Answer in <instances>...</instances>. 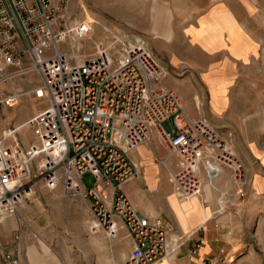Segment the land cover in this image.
<instances>
[{
  "label": "built area",
  "instance_id": "1",
  "mask_svg": "<svg viewBox=\"0 0 264 264\" xmlns=\"http://www.w3.org/2000/svg\"><path fill=\"white\" fill-rule=\"evenodd\" d=\"M71 3L0 0V87L37 71L42 82L34 93L47 99L26 121L35 134L28 148L16 137L18 127L0 136V220L35 192L39 174L49 187L63 183L69 193L88 200L91 233L131 242L127 264L160 262L170 253L167 229L137 209L123 189L141 170L131 154L150 140L152 130L158 129L180 156L172 181L181 198L202 193V163L209 180L229 168L241 195L249 183L248 169L215 125L206 118L188 119L180 95L159 85L164 67L145 42H122L116 49V41L99 42L82 53L94 28L70 13ZM68 42L73 53L62 47ZM27 59L31 64L23 67ZM23 95L24 90L8 91L2 102L11 107ZM169 117L172 130L163 126ZM86 174L93 178L90 187L83 180Z\"/></svg>",
  "mask_w": 264,
  "mask_h": 264
},
{
  "label": "crops",
  "instance_id": "2",
  "mask_svg": "<svg viewBox=\"0 0 264 264\" xmlns=\"http://www.w3.org/2000/svg\"><path fill=\"white\" fill-rule=\"evenodd\" d=\"M138 11L146 18L131 25L124 43L145 42L167 70L160 85L180 95L188 119H208L232 142L249 170L251 191L264 194V0H145ZM170 118L163 122L166 130L173 129ZM131 157L141 170L123 189L137 209L167 229L170 253L153 264H258L244 244V224L233 221L239 213L248 215L254 198L238 195L229 168L209 180L202 163V193L184 199L172 181L180 156L158 129ZM69 199L75 211L71 225L55 223L59 215L49 213L0 220V264L16 252L14 264H26L18 252L33 245L32 230L41 231L29 222L42 220L49 222L51 244L70 250L88 242L96 248L97 264H104L106 235L90 232L88 200ZM59 226L71 230L69 238L58 237Z\"/></svg>",
  "mask_w": 264,
  "mask_h": 264
},
{
  "label": "rangeland",
  "instance_id": "3",
  "mask_svg": "<svg viewBox=\"0 0 264 264\" xmlns=\"http://www.w3.org/2000/svg\"><path fill=\"white\" fill-rule=\"evenodd\" d=\"M140 6H145V0H72L70 13L74 17L92 22L94 28L92 38L83 44L81 52L93 51L99 42L110 45L116 41L114 49L121 47V43L129 36L131 25H135V23L146 18L145 12L139 13ZM67 44L69 42L63 43L62 47L69 52H73V46ZM30 64L31 60L27 59L22 63V66L25 67ZM19 67V65L10 66L7 68V72L15 71ZM166 74L167 70L164 68L158 81L159 85ZM41 82L40 74L37 71H31L23 76L15 77L12 81L4 82L0 87V136L4 130L18 127L16 137L25 148H28L34 141L35 134L30 127L23 126V124L47 105V99L37 97L33 91ZM17 88L24 90L21 101L11 107L5 105L2 98L8 91L13 92ZM172 121L173 117L168 120L167 125H170ZM231 145L237 153L232 142ZM241 159L243 160L242 157ZM34 180L35 192L18 206V211L13 212V214L27 213L32 219L34 215L49 213L53 216L59 215L61 221L55 223L64 226L71 225L75 211L69 198L75 195L69 193L63 183L56 188L49 187L39 174ZM83 180L86 187L92 186L93 178L90 174H86ZM249 183L245 187V193L243 195L238 194L241 197L254 198L248 207V220L245 218L246 215L242 218L239 213V217H235L233 221L235 225L244 224L242 230L240 228L244 235V244L249 248L251 256L257 258L258 264H264V194L252 192L248 186ZM54 218L56 221V217ZM29 223L31 225L36 224L38 228H41V231L35 232L32 230L30 234L33 245L28 249L22 248V251L19 252L21 259L26 264H64V261H71L73 264H89V261H93V264H97L96 248L91 247L90 243L86 242L85 246L79 243L73 248L70 246V250H67L64 244L62 246L55 242L51 244V235L47 226L49 225L48 221H31ZM246 223L248 225L245 226ZM64 226L58 228V237L61 239L69 238L71 233V230ZM128 243L129 241L125 238L112 239L106 235L104 264H127L132 248L131 244ZM57 249L62 251L58 252ZM15 256L18 257L17 252Z\"/></svg>",
  "mask_w": 264,
  "mask_h": 264
},
{
  "label": "bare ground",
  "instance_id": "4",
  "mask_svg": "<svg viewBox=\"0 0 264 264\" xmlns=\"http://www.w3.org/2000/svg\"><path fill=\"white\" fill-rule=\"evenodd\" d=\"M74 52V51H73ZM73 52H71V53H73ZM18 89V88H17ZM20 90V89H19ZM34 91V90H33ZM196 96V95H195ZM197 98V97H196ZM198 99V98H197ZM198 102V101H197ZM198 105V104H197ZM23 126H26L27 127V125H26V122L23 124Z\"/></svg>",
  "mask_w": 264,
  "mask_h": 264
}]
</instances>
